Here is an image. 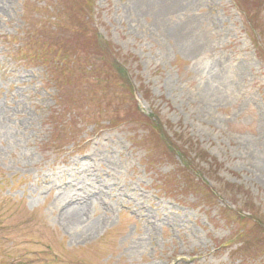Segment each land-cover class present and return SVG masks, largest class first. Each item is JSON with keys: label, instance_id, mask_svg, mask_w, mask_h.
<instances>
[{"label": "rangeland", "instance_id": "1", "mask_svg": "<svg viewBox=\"0 0 264 264\" xmlns=\"http://www.w3.org/2000/svg\"><path fill=\"white\" fill-rule=\"evenodd\" d=\"M0 264H264V0H0Z\"/></svg>", "mask_w": 264, "mask_h": 264}, {"label": "bare ground", "instance_id": "2", "mask_svg": "<svg viewBox=\"0 0 264 264\" xmlns=\"http://www.w3.org/2000/svg\"><path fill=\"white\" fill-rule=\"evenodd\" d=\"M83 210H84L83 207H80V208L76 209V211H75V215L78 216V214L81 213V212H83Z\"/></svg>", "mask_w": 264, "mask_h": 264}, {"label": "trees", "instance_id": "3", "mask_svg": "<svg viewBox=\"0 0 264 264\" xmlns=\"http://www.w3.org/2000/svg\"><path fill=\"white\" fill-rule=\"evenodd\" d=\"M152 117H153V118H155L156 116H155V115H153ZM154 120H155V119H154ZM152 124L156 125L155 123H152Z\"/></svg>", "mask_w": 264, "mask_h": 264}]
</instances>
